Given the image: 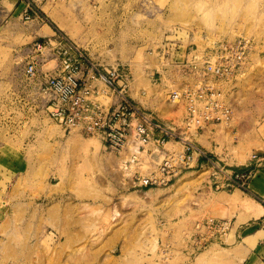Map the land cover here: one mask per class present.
I'll use <instances>...</instances> for the list:
<instances>
[{
  "label": "rangeland",
  "instance_id": "374dc122",
  "mask_svg": "<svg viewBox=\"0 0 264 264\" xmlns=\"http://www.w3.org/2000/svg\"><path fill=\"white\" fill-rule=\"evenodd\" d=\"M27 3L31 20H20ZM14 17L0 19V264H240L220 244L192 256L188 238L200 220L238 226L262 216V205L243 199L248 191L213 190L208 166L165 188H130L99 138L65 133L48 117L39 86L56 61L32 49L64 39L102 64L128 65L133 96L182 126L185 108L168 94L193 81L178 64L216 43L250 38L244 73L220 86L233 120L205 127L195 140L222 167L242 168L264 146V0H19ZM227 238L230 245L234 234Z\"/></svg>",
  "mask_w": 264,
  "mask_h": 264
},
{
  "label": "built area",
  "instance_id": "2783aa9c",
  "mask_svg": "<svg viewBox=\"0 0 264 264\" xmlns=\"http://www.w3.org/2000/svg\"><path fill=\"white\" fill-rule=\"evenodd\" d=\"M30 6L27 3L21 11L24 21L31 20ZM252 48V40L240 36L216 43L203 54H193L190 60L178 64L182 74L193 81L181 91L168 94L170 103L185 108L182 126L168 125L133 96L134 76L128 65L102 64L84 48L64 39L35 42L32 54L43 56L49 51L56 61L40 87L48 117L65 133L75 131L99 138L103 148L117 156L121 169L128 173L130 188H165L184 171L208 166L213 190L247 191L254 171L222 167L195 140L207 125L233 120V109L220 86L244 73ZM37 73V60L30 61L27 76L36 77ZM140 94L146 96L145 91ZM171 144L179 145L180 150L169 149ZM151 146L159 153L166 152L154 170L144 168V156ZM251 160H259L257 153ZM231 229L232 220L225 218L196 222L187 242L189 254L197 256L211 245H223Z\"/></svg>",
  "mask_w": 264,
  "mask_h": 264
},
{
  "label": "crops",
  "instance_id": "0c3cea01",
  "mask_svg": "<svg viewBox=\"0 0 264 264\" xmlns=\"http://www.w3.org/2000/svg\"><path fill=\"white\" fill-rule=\"evenodd\" d=\"M18 3L19 0H0V19L5 21L8 20L6 21L7 24H13V20L20 19L18 17H14V10L17 8ZM8 6H12V10H9L10 8ZM18 16H20V20H22L21 12L18 14ZM41 84L40 86L38 85L39 89ZM138 101L141 103L140 100ZM206 127L208 129L211 128L210 126ZM202 148L208 153H214L209 151L208 146ZM212 148L213 147L211 145V149ZM163 153L166 154L164 151ZM257 155L259 158L258 161H252L250 159L249 162L242 167L244 169L254 171L252 178L249 180L247 190L249 195H246L247 198H242L254 200L256 203H260L263 206V215L260 217H251L249 219H245L238 226V220L233 222L232 219V229L229 234V236L234 234L232 243L229 245V238H227L225 243L221 245L227 249H232L234 251L233 254L237 255V260L240 264H264V146L257 151ZM159 157V154H157V151L155 150V146H151L150 153L144 156L145 163H150V170L157 168ZM255 198L262 200V203L257 201ZM236 218L238 219V217Z\"/></svg>",
  "mask_w": 264,
  "mask_h": 264
},
{
  "label": "bare ground",
  "instance_id": "6f19581e",
  "mask_svg": "<svg viewBox=\"0 0 264 264\" xmlns=\"http://www.w3.org/2000/svg\"><path fill=\"white\" fill-rule=\"evenodd\" d=\"M151 92V91H150ZM151 95H152V93H151ZM150 95V96H151ZM153 96H155V95H152L151 97H153ZM155 98V97H154ZM141 101H142V99H141ZM75 132V131H74ZM72 133V132H71ZM157 154H159V152H157ZM161 156V155H160ZM262 215L263 214V206L262 207H260V209L258 210V215Z\"/></svg>",
  "mask_w": 264,
  "mask_h": 264
}]
</instances>
